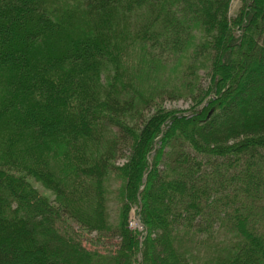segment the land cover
Listing matches in <instances>:
<instances>
[{
  "label": "trees",
  "instance_id": "16d2710c",
  "mask_svg": "<svg viewBox=\"0 0 264 264\" xmlns=\"http://www.w3.org/2000/svg\"><path fill=\"white\" fill-rule=\"evenodd\" d=\"M230 4L0 0V172L96 234L0 185V264H264V11Z\"/></svg>",
  "mask_w": 264,
  "mask_h": 264
},
{
  "label": "rangeland",
  "instance_id": "374dc122",
  "mask_svg": "<svg viewBox=\"0 0 264 264\" xmlns=\"http://www.w3.org/2000/svg\"><path fill=\"white\" fill-rule=\"evenodd\" d=\"M258 15L256 19H259L264 11V0H231L230 9H229V19L236 25V33L237 36L242 32V17L243 15L248 16L250 11L253 10ZM199 81L197 85L198 92L204 90L208 87L209 79L208 76L200 71L199 73ZM195 88V87H194ZM196 89V91H197ZM193 105V101L187 97H178L175 99H168V97H163L158 100L157 108L168 110L172 112H180L183 114H189L191 107ZM154 108L149 110L148 113L153 114ZM123 163L122 160L119 161V165ZM0 185L6 189H12L15 191L23 200H25L28 206L43 220L48 222L57 234L63 235H71V236H83L85 238H92L96 237L95 233L87 234L86 231L79 228L73 222L64 218L50 203V198L48 193L43 191L39 186L32 184L30 181L21 178L14 174H7L0 172ZM13 187H15L13 189ZM22 189V191H21ZM18 190V191H17ZM20 190V191H19ZM26 190L27 193L24 191ZM30 193V194H29ZM42 203L44 206L40 205ZM52 208L53 212H48L46 208ZM135 208H132L130 212L129 218V228L132 231L142 233L143 227L137 220ZM45 214V215H44ZM53 215L57 218H62L63 221L67 222L70 227L66 228L63 224V221L57 222V218L53 219ZM54 216V217H55ZM119 242L118 238L114 239L112 244H117ZM113 246V245H112Z\"/></svg>",
  "mask_w": 264,
  "mask_h": 264
},
{
  "label": "water",
  "instance_id": "95a60500",
  "mask_svg": "<svg viewBox=\"0 0 264 264\" xmlns=\"http://www.w3.org/2000/svg\"><path fill=\"white\" fill-rule=\"evenodd\" d=\"M40 205L44 206L42 203H40ZM46 209L48 210V212H53V209L52 208H49L48 207ZM56 221L59 223V222L63 221V219L62 218H57ZM63 224L65 225L66 228H69L70 227V225L67 222H65V221H63Z\"/></svg>",
  "mask_w": 264,
  "mask_h": 264
},
{
  "label": "bare ground",
  "instance_id": "6f19581e",
  "mask_svg": "<svg viewBox=\"0 0 264 264\" xmlns=\"http://www.w3.org/2000/svg\"><path fill=\"white\" fill-rule=\"evenodd\" d=\"M19 191H20V190H19ZM21 191H22V189H21ZM23 191H24V190H23ZM24 192L27 193L26 190H25ZM29 194H30V193H29ZM44 215H45V214H44ZM54 216H55V215H53L52 218H53V219H56L57 217H56V216L54 217Z\"/></svg>",
  "mask_w": 264,
  "mask_h": 264
}]
</instances>
